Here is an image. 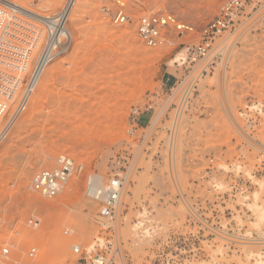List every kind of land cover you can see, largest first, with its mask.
<instances>
[{
  "label": "rangeland",
  "instance_id": "374dc122",
  "mask_svg": "<svg viewBox=\"0 0 264 264\" xmlns=\"http://www.w3.org/2000/svg\"><path fill=\"white\" fill-rule=\"evenodd\" d=\"M5 1L35 21L67 3ZM228 1L144 0L129 12L168 11L200 32ZM108 6L75 1L67 50L19 119L4 133L12 114L0 125V252L10 250L0 264H86L73 249L90 253L97 242L119 248L123 264H264V8L189 66L197 35L171 32L151 49L132 24H112ZM147 111L152 122L136 130ZM63 155L81 171L44 199L33 176ZM114 178L125 185L111 222L89 181L102 191Z\"/></svg>",
  "mask_w": 264,
  "mask_h": 264
},
{
  "label": "built area",
  "instance_id": "2783aa9c",
  "mask_svg": "<svg viewBox=\"0 0 264 264\" xmlns=\"http://www.w3.org/2000/svg\"><path fill=\"white\" fill-rule=\"evenodd\" d=\"M75 1L67 0L64 8L71 5L72 10ZM143 1L109 0L112 7H104L102 13L115 26L132 24L138 38L151 49L166 46L171 32L179 36L197 35L198 44L188 58L189 66L208 60L218 40L227 33L238 31L242 18L262 14L264 8V0H229L220 14L198 32L191 23L180 21L164 10L142 13L135 20L130 15L129 7ZM62 11L54 18L35 21L23 15L16 6L0 4V122L9 113L12 114L5 129H9L27 110L47 67L67 50L71 37L66 35L68 17L64 19ZM182 61L183 64L187 62ZM134 124L138 130L136 118ZM80 171L81 167L73 159L59 156L55 169L35 173L32 179L33 189L42 198L53 200L60 195L69 179ZM124 185L123 178H114L106 190L101 191L89 181V194L101 203L100 215L111 222L120 207ZM40 224L38 220L28 221L31 228H38ZM97 243L98 247L90 253L79 246L74 247L73 253L81 257V261L84 259L86 264H123L124 253L119 248H109L111 242L108 245ZM37 253V249L32 248L28 251V257L34 259ZM0 256L8 259L10 250L2 249Z\"/></svg>",
  "mask_w": 264,
  "mask_h": 264
},
{
  "label": "bare ground",
  "instance_id": "6f19581e",
  "mask_svg": "<svg viewBox=\"0 0 264 264\" xmlns=\"http://www.w3.org/2000/svg\"><path fill=\"white\" fill-rule=\"evenodd\" d=\"M0 2H4V4H6V5H8V6H13V5H14L13 3L8 2V1H5V0H0ZM71 4H72V3H71ZM74 5H75V4H74ZM14 6H15V5H14ZM16 7H18V6H16ZM18 8H19V10H20L22 13L26 14L27 16L35 17V16L33 15L32 12H29V11L23 9V8H20V7H18ZM70 11H71V5H70V7L66 8V9L64 8V11H62V15H63L64 19H67V17H68L69 14H70ZM26 12H27L28 14H27ZM36 21H37V20H36ZM41 21H42V20H41ZM65 31L67 32V33H66V32H65V33H66V35L68 36L69 33H68L66 27H65ZM3 122H4V120H2V121L0 122V125H3ZM5 130H7V129H4V130L2 131V133H4Z\"/></svg>",
  "mask_w": 264,
  "mask_h": 264
},
{
  "label": "crops",
  "instance_id": "0c3cea01",
  "mask_svg": "<svg viewBox=\"0 0 264 264\" xmlns=\"http://www.w3.org/2000/svg\"><path fill=\"white\" fill-rule=\"evenodd\" d=\"M145 117H146V120H145V124L143 125V124H141V121ZM152 119H153V114L151 112H149V111L143 112L137 118L138 126H140V127L146 126L147 127L152 122Z\"/></svg>",
  "mask_w": 264,
  "mask_h": 264
}]
</instances>
